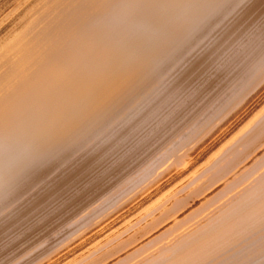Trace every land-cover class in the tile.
<instances>
[{
	"label": "bare ground",
	"instance_id": "1",
	"mask_svg": "<svg viewBox=\"0 0 264 264\" xmlns=\"http://www.w3.org/2000/svg\"><path fill=\"white\" fill-rule=\"evenodd\" d=\"M0 264H264V0H0Z\"/></svg>",
	"mask_w": 264,
	"mask_h": 264
},
{
	"label": "rangeland",
	"instance_id": "2",
	"mask_svg": "<svg viewBox=\"0 0 264 264\" xmlns=\"http://www.w3.org/2000/svg\"><path fill=\"white\" fill-rule=\"evenodd\" d=\"M261 109V108H260ZM260 110L258 109V112H259ZM257 112V110L255 111V112H253V114L251 115L250 114V116H248L245 120H244V125H242L243 124V122L242 123H240V125L236 128H234V129H232V131H230V135H228L227 136V138L226 139H224L225 141H228L229 142V140L233 137V136H235V135H237V133H238V135L243 131V129L246 127V125L249 123V120L251 121L252 120V118H253V116L255 115V114H257L258 113ZM252 116V117H251ZM251 117V118H250ZM248 118H249V120H248ZM248 120V122L247 123H245V121H247ZM241 130V132H239ZM232 135V136H231ZM201 137L202 136H200L199 138H197L196 139V141L195 140H193V141H191L189 144L190 145H192L193 147H195V145H198L197 143H202L203 141H204V139H206V137H202V142L200 141L201 140ZM231 137V138H230ZM229 138V139H228ZM224 140L221 142V143H219V144H221V147L222 146H224L226 143H228V142H224ZM198 141V142H197ZM193 142V143H192ZM195 142H197V143H195ZM192 143V144H191ZM195 143V144H194ZM223 143H224V145H223ZM199 144V145H200ZM216 145V146H214V148H212L210 151H209V153H210V155L212 154H214V153H217L219 150H220V148H219V146L220 145ZM192 146H189L188 147V145H186L185 146V148H183V149H185V151L186 150H188L189 148L191 149V147ZM192 147V148H193ZM216 147V148H215ZM216 149V150H215ZM215 150V151H214ZM181 152H184V150H182ZM180 152V153H181ZM213 152V153H212ZM180 153H179V155H180ZM207 155H209V154H207ZM206 155V156H207ZM210 155L209 156H207V157H210ZM196 156V154L194 155V157ZM204 157V160H203V157L202 158H198V153H197V158L196 159H194V157H192L193 159H194V164H195V161H196V164L193 166V168L191 167V169H192V171L194 172V174L196 175V173H197V171L199 172V169L201 168V167H203L206 163H207V157ZM206 158V159H205ZM173 159V160H172ZM174 159H175V157H173V158H171L169 161L170 162H168L169 164H171V163H173L174 162ZM201 161H200V160ZM199 161V162H198ZM238 163H240V162H238ZM237 163V164H238ZM177 164V163H176ZM200 164V165H199ZM197 165V166H196ZM175 166V165H174ZM177 166H178V164H177ZM196 166V167H195ZM235 166V165H234ZM195 167V168H194ZM191 169H189L188 170V174H186V175H188L185 179L183 178V180H181V179H175V178H170V179H168V180H166L167 181V183H166V181H164L162 184H159V186H158V188L157 189H162V190H158L159 192H161V194L160 193H158V191H157V193L155 192V193H153L152 194V196H150V197H148V195H147V197H148V199H147V197H143V198H139L137 201H136V205L134 204V207L132 208V212L130 211L129 212V216H126L127 218H125V219H127V220H125L124 219V223L123 222H121V223H123V224H118V227L116 226L114 229H118V231L120 230L119 228H121V226H122V230L124 231H126V229H128L129 228V225H130V227L131 228H129V229H133L134 227H132V225H133V223L134 224H138L139 223V221L141 220V219H143L145 216H147V215H145L146 214V212L148 211V213L150 214V212L152 211H155V209H157V207L156 206H158L160 203H162L166 198H168L171 194H178V195H181V194H184L185 192H187V193H185V194H189L190 193V191H192L191 189H193V187H194V183H192V181H191V177H193L192 175H194L193 173L191 174ZM193 169H196L195 171L193 170ZM190 174V175H189ZM190 178V180L189 181H187L188 179ZM170 180H172V181H170ZM193 180V179H192ZM176 181H178V182H176ZM181 181V182H180ZM183 181V182H182ZM184 181H187V183H188V189L186 188V186H187V184H186V182H184ZM191 181V182H190ZM200 181V180H199ZM183 183H185V185H183ZM191 183V184H190ZM167 184V185H166ZM192 186L193 185V187H191L190 185ZM181 185H183V186H181ZM144 186V185H143ZM143 186H141V188L140 187H138L136 190H134L133 192H132V195L131 194H129L130 196H133V197H135V196H138V194L139 193H141V189L143 188ZM164 186V187H163ZM181 186V188L179 189V187ZM160 187V188H159ZM163 187V188H162ZM169 187V188H168ZM185 187V188H184ZM191 187V188H190ZM140 188V189H139ZM185 190H184V189ZM175 189H176V191H175ZM184 190V191H181V190ZM177 190H178V193H177ZM136 192V193H135ZM139 192V193H138ZM180 193V194H179ZM158 194H160L159 196H158ZM135 195V196H134ZM162 195V196H161ZM166 195V196H165ZM169 195V196H168ZM172 195V196H173ZM128 198H129V196H127ZM127 197L124 199V200H126L127 199ZM132 197V198H133ZM131 198V197H130ZM142 199V200H141ZM150 199V200H149ZM164 199V200H163ZM149 201H152L151 203H149ZM157 204H156V203ZM145 203V204H144ZM156 205V206H154V204ZM138 204H139V206H140V204H142L140 207L138 206ZM151 204H153V206L155 207V209H154V207H153V209H152V205ZM144 205H146V206H144ZM151 205V206H150ZM137 206V207H136ZM147 207V208H146ZM140 210H139V209ZM135 211H134V210ZM136 210H138V211H136ZM141 210H142V212H141ZM147 210V211H146ZM147 213V214H148ZM143 214L145 215V216H143ZM135 216H137V217H135ZM142 216H143V218H142ZM132 217H133V219H132ZM138 218H141V219H138ZM132 219V220H131ZM138 220V222H135V221H137ZM126 221V222H125ZM129 223H128V222ZM132 222V223H131ZM128 223V224H127ZM125 224V225H124ZM120 225V226H119ZM128 225V226H127ZM135 227H137L136 225H135ZM117 229L116 230H114V231H117ZM122 230H120V232L122 231ZM122 231V232H123ZM103 239V238H102ZM101 242H100V241ZM99 240H97L98 242H99V245L102 243V240H101V238L99 239ZM96 241V242H97ZM96 242H95V244H96ZM98 242H97V245H98ZM104 243V242H103ZM102 243V245H104ZM102 245H100V246H102Z\"/></svg>",
	"mask_w": 264,
	"mask_h": 264
}]
</instances>
